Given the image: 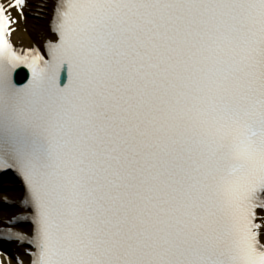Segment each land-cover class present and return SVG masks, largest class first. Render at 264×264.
<instances>
[{"label":"snow or ice","instance_id":"snow-or-ice-1","mask_svg":"<svg viewBox=\"0 0 264 264\" xmlns=\"http://www.w3.org/2000/svg\"><path fill=\"white\" fill-rule=\"evenodd\" d=\"M30 2L0 0V172L26 187L0 240L29 264H264V0H50L44 53L12 43Z\"/></svg>","mask_w":264,"mask_h":264},{"label":"bare ground","instance_id":"bare-ground-1","mask_svg":"<svg viewBox=\"0 0 264 264\" xmlns=\"http://www.w3.org/2000/svg\"><path fill=\"white\" fill-rule=\"evenodd\" d=\"M26 19L20 21L17 26V30L13 33L12 43L17 48H23L25 50L38 47L41 52L46 51V41L53 36L52 25L54 24V8L50 0H31L30 6L25 9ZM12 187H15L12 189ZM22 197H24L21 189H18V184L15 181L5 182L0 185V201H4L5 198L11 203L10 208H4L0 210V229L12 227V225L6 223V221L12 220L19 208L17 203ZM14 230L24 231L28 235L32 234V225L30 223L23 225H16ZM28 247V248H27ZM26 248L22 247L19 242L12 241L6 245L3 252L0 250V260L4 264H17V257L29 264L28 252L32 250L31 245ZM27 249V250H26ZM10 254V258L5 254ZM24 254V257L21 256Z\"/></svg>","mask_w":264,"mask_h":264}]
</instances>
